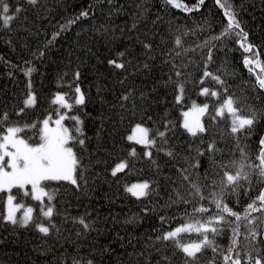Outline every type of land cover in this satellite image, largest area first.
Segmentation results:
<instances>
[{"label": "trees", "instance_id": "1", "mask_svg": "<svg viewBox=\"0 0 264 264\" xmlns=\"http://www.w3.org/2000/svg\"><path fill=\"white\" fill-rule=\"evenodd\" d=\"M179 2L188 7L197 4V0ZM7 3L10 8L22 6L25 11L10 28L0 29V112H8L13 123L25 124L32 118L40 122L56 106L52 103L56 94L72 93L78 85L85 104L63 110L82 121L81 125L69 119L65 122L73 135H80L75 127L82 128L85 145H74L82 164L77 172L78 189L65 181L47 182V190L55 191L51 218L55 228H51L50 235L39 233L33 226L17 227L0 220V264H73L74 259L79 264H181L182 255L171 247V242L157 241L160 232L154 229L175 227L189 219L186 209L191 212L193 206L207 203L188 195L193 191L190 182L199 184L207 195L211 182L218 181L219 169L210 160L213 154L200 156L197 149L206 152L208 143L215 140L217 148L223 150L214 154L216 161L227 163L239 158L236 141L225 121L217 118L213 122L206 114L202 121L208 132L198 137L190 136L181 127L182 111L190 108L193 101L209 103V111L216 103L215 98L199 95L203 86L220 87L211 79H206L204 85L198 83L205 64L226 81L229 94L264 110V90H258L255 75L242 62L244 55L251 54L243 52L235 37L212 41L215 47L207 62L211 45L205 47L204 42L221 33L227 22L224 10L215 0H204L190 12L167 5L164 0H38L35 6L25 0ZM230 3L248 33V42L264 63V0ZM82 12L88 15L81 16ZM55 33L59 35L52 40ZM177 37L182 47L174 44ZM146 43L153 45L151 58L145 54ZM121 52L124 56L118 55ZM109 60L125 63V68L117 69ZM145 63L149 68L143 67ZM173 65L183 73L181 77L175 76ZM29 67L34 71L26 76L23 69ZM253 67L254 72H260L259 66ZM77 71L78 80L74 76ZM173 81L185 85L182 104L175 103ZM29 92L36 96L35 105L17 115ZM123 96L128 99L123 100ZM166 123L171 128L167 132L169 143L162 146L175 150L174 159L127 140L136 124L152 129L154 134L157 128L165 131ZM28 132L32 130L22 135L28 136ZM261 137L264 120L255 125L250 137L241 140L250 161L258 163L255 157ZM132 148L136 149L135 157L129 155ZM146 151H152L158 167L144 155ZM122 160L128 161V167L113 177L112 168ZM197 161L200 166L194 167ZM184 168L190 174L189 181L178 172ZM136 181L152 182L151 195L139 200L131 196L126 187ZM253 183L256 184L255 175ZM261 186L264 185L256 184L247 196L242 189L238 198L230 197L227 202L236 211H243V205L258 194ZM13 190L16 194L17 190ZM177 192L192 203L178 200ZM17 201L30 203L34 218L39 216L48 223L39 211L40 205L36 207L39 202L22 194ZM161 216L170 223L162 225ZM81 217L91 230L78 223ZM196 218H200L199 214ZM184 239L197 237L193 234ZM217 242L226 247L228 234L218 237ZM161 255L169 256L170 261L160 260ZM212 257L213 253L207 251L201 264Z\"/></svg>", "mask_w": 264, "mask_h": 264}, {"label": "snow or ice", "instance_id": "2", "mask_svg": "<svg viewBox=\"0 0 264 264\" xmlns=\"http://www.w3.org/2000/svg\"><path fill=\"white\" fill-rule=\"evenodd\" d=\"M25 2L32 6L38 4V0H25ZM164 3L190 12L197 10L204 3V0H197V4L193 7H188L180 3L179 0H164ZM215 3L224 10L223 15L226 17L227 22L219 35L210 37L209 40L204 42L205 47L211 45L207 62L211 61L212 47H215L212 41L235 37L243 52L251 54L242 57L243 64L249 69L250 74L255 75L258 90H264V75L261 74L264 73V63L261 62L260 54L255 50V46L248 42V33L241 27L230 0H215ZM22 11H25L22 6L10 8L7 0H0V29L10 28L12 21L17 19ZM87 15V12L81 13V16ZM74 22V20L69 21V24ZM133 27H135V24ZM58 35L59 33H55L52 40H55ZM49 43H52V41H49ZM174 44L178 47L183 46L179 37L174 40ZM144 48L146 56L151 58L149 53L152 51L153 45L146 43ZM40 55L42 56L43 53H40ZM118 55L124 56V53L121 52ZM25 63L29 62L25 61ZM108 63L117 69L125 68V63L116 60H109ZM253 66H259L260 72H254ZM143 67L147 69L149 64L145 63ZM173 68H176V66L173 65ZM23 70L26 76H31L34 71L31 67ZM182 75L183 73L176 68L175 76L179 78ZM74 76L78 80L80 72H75ZM206 79L215 81L220 87L203 86L199 91V95L215 98L216 103L209 111V103L205 102L201 105L193 101L188 110L182 111L183 121L181 127L190 136L198 137L208 132L202 121V117L206 114L213 122H216L217 118L225 121L233 139L236 141L235 147L239 151V158L231 159L227 163L216 161L214 154L223 150L217 148L215 140L208 143L206 152L197 149V154L200 156L208 153L213 154L210 156V160L219 169L216 172L218 181L213 180L211 182V190L207 195L204 194L199 184L190 182L193 191L189 192L188 195L197 197L200 201H206L207 203L193 206L191 212L186 209L185 215L189 219L183 220L175 227L154 229V231L160 232L156 236V240L171 242V247H174L176 252L182 255L181 264H201L202 258L209 250L213 253V257L207 259L205 264H217V257H219V264H264V255L261 254L264 253V186L258 189V194L255 197L250 198L249 202L243 205V211H236L234 206H230L227 202L230 197L238 198L242 189L244 195L247 196L248 192L256 187V184L264 185V137H261L258 141L259 148L255 157L258 163L249 160L246 145L241 147V140L250 137L255 125L264 120V110L248 105L242 99L235 97L234 94H229L226 81L221 76L209 71L207 63L198 83L204 85ZM169 80H171V77H169ZM173 84L176 93L175 103L182 104L185 99V85L175 81H173ZM28 87L31 88L30 81ZM74 93L75 95L58 93L52 103L68 110H72L78 105H84L85 95L78 85L75 86ZM122 99L127 100L128 96H123ZM35 103V94L29 92L27 98L23 101L24 107L20 108L16 114L24 113L26 108L33 107ZM58 116L59 118L54 121V127L50 126L51 116L37 123L20 125L18 122H11L8 112H0V193L6 195V211L0 212V220L17 227L27 228L33 226L45 236L50 235L51 228H55V224L51 220L54 215L52 201L55 198V191L47 190V182L65 181L78 189L80 184L77 172L82 164L81 159L74 151V145L79 144L81 147L85 145V140L81 138L83 136L82 128L75 127V132L80 134L77 136L73 135V130L64 124V121L69 119L75 121L76 125H81L82 121L79 117L69 116L66 112L58 113ZM41 124L42 126H39ZM164 128L165 131L157 128L153 134L152 129L136 124L131 134L127 136V140L142 145L146 149L155 148L158 152H164L165 155L174 159L175 150L165 149L162 146L169 143L167 132L171 131L167 123ZM28 129L35 130L37 137L35 140L33 137L22 135ZM157 138L161 142L160 146H158ZM129 155L135 157L137 155L136 149L132 148ZM144 155L153 162L154 166L158 167L152 151H146ZM199 166L200 163L197 161L194 167ZM127 167L128 161L122 160L112 168L111 175L116 177L118 173L123 172ZM178 172L185 181H189L188 169H178ZM207 175L208 173L205 172V178H207ZM253 175L256 177V184L253 183ZM28 186H30V189ZM151 188L152 182L144 181L127 186L126 191L139 200L151 195L149 191ZM13 189L17 190L16 194H13ZM21 194L23 197H30L32 200L39 202V211L47 219V224L39 216L34 218V208L32 206H26L23 202H16L17 196ZM45 198L47 203H45ZM177 199L185 204L192 203L191 200L186 199L178 192ZM175 202L173 201V203ZM237 203H239L238 199ZM22 209V215L18 217L17 213L21 212ZM145 211H148V209L145 208ZM197 214L200 218H196ZM160 221L162 225L170 223L163 216L160 217ZM78 223L83 229L91 230V225L85 221V218H79ZM225 233L228 234L226 247L217 242V238ZM193 234L197 239H184L185 236L190 237ZM167 246L165 245V247ZM157 251L159 252L160 249L158 248ZM173 254L175 255V253ZM170 259L167 255H161L160 257L162 261H170ZM73 264H79V262L74 259ZM88 264H92V262L88 261Z\"/></svg>", "mask_w": 264, "mask_h": 264}, {"label": "rangeland", "instance_id": "3", "mask_svg": "<svg viewBox=\"0 0 264 264\" xmlns=\"http://www.w3.org/2000/svg\"><path fill=\"white\" fill-rule=\"evenodd\" d=\"M66 92H60L59 94H65ZM69 95H75V93H74V91L72 92V93H68ZM66 99H67V97H66ZM69 102H71V101H69ZM56 105V104H55ZM189 109V108H188ZM188 109H185L184 111H186V110H188ZM58 113H65L64 112V110L62 109V108H60L59 107V105H56L55 107H53V110H52V112H48V114L49 115H47L46 117H43L42 118V120L43 119H45V118H48L49 116H51L52 117V120L50 121V126H52V127H54L55 125H54V121H55V119H57V118H59V116H58ZM67 113V112H66ZM42 120H40V121H42ZM66 121V120H65ZM64 121V124L65 125H67L66 124V122ZM182 121H183V117H182ZM28 123H37V122H39L37 119H35V120H33V118H32V120H30V121H27ZM20 125H23L22 123H19ZM39 126H42V124L41 125H39ZM135 127V126H134ZM133 127V128H134ZM146 127V126H145ZM132 128V129H133ZM132 129H131V131L128 133V135H130L131 134V132H132ZM32 130V129H31ZM28 136L29 137H33V139L35 140L37 137H36V134H35V130H32V132L30 133V132H28ZM140 182H143V181H140ZM139 181H136L135 183H140ZM133 184V182L132 183H130V184H127V186H131ZM29 187V189H30V186H28ZM13 194H15V191L13 190ZM30 198V197H29ZM30 200H32L31 198H30ZM5 201H6V195L5 194H2V193H0V212H4V211H6V205H5ZM16 202H19V201H16ZM26 206H32L30 203L28 204V205H26ZM37 206H39V203H37L36 204V207ZM33 207V206H32ZM22 212H23V209L21 210V212H19V213H17V216L19 217L20 215H22Z\"/></svg>", "mask_w": 264, "mask_h": 264}]
</instances>
